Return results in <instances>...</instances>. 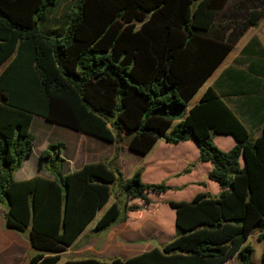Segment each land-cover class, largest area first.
I'll use <instances>...</instances> for the list:
<instances>
[{
    "label": "trees",
    "instance_id": "trees-1",
    "mask_svg": "<svg viewBox=\"0 0 264 264\" xmlns=\"http://www.w3.org/2000/svg\"><path fill=\"white\" fill-rule=\"evenodd\" d=\"M54 2L0 0V204L3 226L27 230L37 251L28 264H55L88 224L99 231L112 223L116 181L127 198L122 216L159 209L172 237L125 259L61 264H251L246 238L258 227L255 238L264 241V120L249 130L208 85L187 103L263 15L264 0H71L63 33L51 36L38 21ZM33 115L111 142V158L63 174L62 144L52 142L39 153L50 178L13 179L32 151ZM124 139L142 154L159 139L189 141L195 161L172 175L196 166L203 176L146 183L140 165L124 177L114 165ZM184 187L193 189L188 198L167 197ZM152 194L161 195L159 208Z\"/></svg>",
    "mask_w": 264,
    "mask_h": 264
},
{
    "label": "crops",
    "instance_id": "crops-1",
    "mask_svg": "<svg viewBox=\"0 0 264 264\" xmlns=\"http://www.w3.org/2000/svg\"><path fill=\"white\" fill-rule=\"evenodd\" d=\"M250 28L246 29L237 39L231 50L198 91L201 92L207 85L212 87L240 121L249 130L254 131L264 120V101L257 102L259 96L264 97V43L255 33L250 32ZM199 94L193 103L197 101ZM5 99V96H0V102H4ZM43 121L46 120L40 116H32L28 128L33 137L32 151L20 161L19 167L12 174L13 179H24L33 175L50 178L51 175L39 166V153L52 142L62 144L59 156L63 159L61 164V173L63 174L81 167L84 163L106 161L111 158L113 153L111 142L100 140L78 130L62 128V131L65 132L62 134L64 137L54 141L48 137L40 138L39 128ZM178 144L183 147L192 145L189 141ZM122 148L125 152H130L126 145ZM122 148L114 160V165L122 171L124 176L121 165ZM152 150L142 156L135 155L137 157L135 162L142 160L139 163L143 166V170ZM33 154L35 156L31 158ZM197 164L202 166L201 162H197ZM202 167L207 168V164L205 163ZM4 210L5 206L0 205V264H28V258L37 251L28 242L27 230L16 232L3 226ZM135 213L128 212L125 217L121 214L102 229L101 234L90 233L85 228L86 230L84 229L71 245L65 247L61 254H67L70 259H82V256L86 254L91 257L106 258L105 260L112 257L125 259L154 247L160 248L172 237L171 222H165L160 214L149 213L135 216ZM256 234H253L254 237ZM234 261V258H230L222 264H234Z\"/></svg>",
    "mask_w": 264,
    "mask_h": 264
},
{
    "label": "rangeland",
    "instance_id": "rangeland-1",
    "mask_svg": "<svg viewBox=\"0 0 264 264\" xmlns=\"http://www.w3.org/2000/svg\"><path fill=\"white\" fill-rule=\"evenodd\" d=\"M48 8L49 9L44 14V17L38 21V27L41 31L42 30L47 31L45 33H48L51 36L60 35L61 33H63V30L65 29V26L68 22L69 16L73 12V8L71 6V0H55L54 4ZM250 32L255 33L264 43V13L260 17V19L256 22V24L251 26ZM2 66L3 65H1L0 68ZM199 92L200 90L197 91L190 98V100L187 103V106H189L191 103L194 102ZM262 101H264V97L259 96V98L257 99V102L262 103ZM62 128L66 129L67 127H64L62 125L55 124L52 122L43 121L40 124V128H39L40 138L48 137V138H52V141L61 139V137H64L62 134L65 133L62 131L63 130ZM64 139H67V138H64ZM222 141H225V140L223 139ZM225 145L227 144L222 143L223 147H225ZM86 146H89V145H86ZM122 146H125V139L120 144V150ZM122 150L123 151L121 153V160H122L121 165L124 171V177H127L134 170H136L139 167L140 163L142 162V160L135 162V160L137 159L136 156H142L143 154L130 150V152L132 153L131 154L130 152H127V151L125 152L124 148H122ZM151 155L154 157L152 159H149L148 162L144 166L145 168L142 174L143 182H146V183L163 182L166 184H179V183L185 182L188 178H195L200 175L203 176L201 172V168L196 167V166H194L190 174L183 175L181 173L178 176L172 175L175 172H177L179 168L184 167L187 163L192 165V163L195 161L194 160L195 150L192 145L183 147L178 143L177 144L164 143L161 139H159L158 143H156L155 146L153 147ZM33 156L35 155L33 154L31 158H34ZM210 189L213 192L215 187L211 186ZM192 190H193L192 187H184V188H179V189H170L166 192H167L168 198L176 200V199L188 198L189 197L188 195L191 194ZM160 197H161L160 194L151 195V198L153 199L152 205L154 207L157 206V208H159L160 200H158L157 198H160ZM113 200H115L118 203V207L120 210L118 217H120L122 214L123 206L127 203V198L124 196L123 191L117 181L110 185V197L107 203ZM0 205L4 206V201H2ZM150 212H153V209ZM155 212L158 213L160 211L159 209H157L155 210ZM91 224L93 225V223H90L86 227L88 232L90 233L98 232V234H101L103 232V230H99V231L92 230ZM257 229L258 227L253 229L250 235L246 238V242H248L252 247L250 262L251 264H264L261 260V253L264 247V241L256 239L253 235L254 233L258 232ZM86 257H91V255L86 254L82 256V258H86ZM93 258L98 259V260L101 259L98 257H93ZM65 259H70V257L67 254L63 253L60 255L59 260L55 264H61V262ZM105 259H101V260L106 261ZM234 260H235L234 264H242L238 260L236 259Z\"/></svg>",
    "mask_w": 264,
    "mask_h": 264
}]
</instances>
